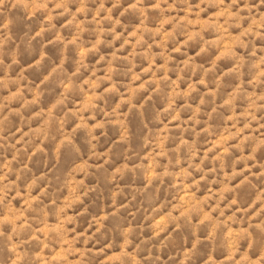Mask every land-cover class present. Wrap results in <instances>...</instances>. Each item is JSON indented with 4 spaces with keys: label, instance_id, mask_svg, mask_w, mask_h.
<instances>
[{
    "label": "clouds",
    "instance_id": "9594fccd",
    "mask_svg": "<svg viewBox=\"0 0 264 264\" xmlns=\"http://www.w3.org/2000/svg\"><path fill=\"white\" fill-rule=\"evenodd\" d=\"M0 264H264V0H0Z\"/></svg>",
    "mask_w": 264,
    "mask_h": 264
}]
</instances>
